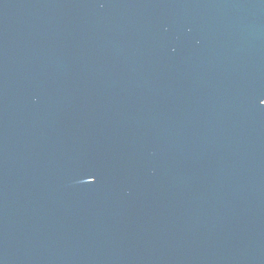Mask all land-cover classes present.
Returning <instances> with one entry per match:
<instances>
[{"label": "water", "instance_id": "obj_1", "mask_svg": "<svg viewBox=\"0 0 264 264\" xmlns=\"http://www.w3.org/2000/svg\"><path fill=\"white\" fill-rule=\"evenodd\" d=\"M264 0H0V264H264Z\"/></svg>", "mask_w": 264, "mask_h": 264}, {"label": "snow or ice", "instance_id": "obj_2", "mask_svg": "<svg viewBox=\"0 0 264 264\" xmlns=\"http://www.w3.org/2000/svg\"><path fill=\"white\" fill-rule=\"evenodd\" d=\"M261 102H264V100H261Z\"/></svg>", "mask_w": 264, "mask_h": 264}]
</instances>
